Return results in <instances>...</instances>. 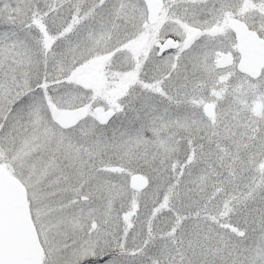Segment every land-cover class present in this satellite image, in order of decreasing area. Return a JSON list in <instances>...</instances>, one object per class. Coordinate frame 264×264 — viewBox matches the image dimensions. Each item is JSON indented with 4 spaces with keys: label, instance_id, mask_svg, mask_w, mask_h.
<instances>
[{
    "label": "snow or ice",
    "instance_id": "1",
    "mask_svg": "<svg viewBox=\"0 0 264 264\" xmlns=\"http://www.w3.org/2000/svg\"><path fill=\"white\" fill-rule=\"evenodd\" d=\"M0 264H264V0H0Z\"/></svg>",
    "mask_w": 264,
    "mask_h": 264
}]
</instances>
